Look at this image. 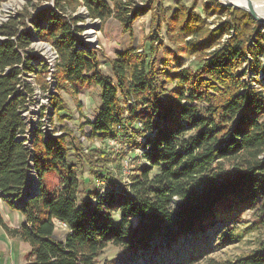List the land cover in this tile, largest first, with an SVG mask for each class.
I'll return each mask as SVG.
<instances>
[{"label": "trees", "instance_id": "1", "mask_svg": "<svg viewBox=\"0 0 264 264\" xmlns=\"http://www.w3.org/2000/svg\"><path fill=\"white\" fill-rule=\"evenodd\" d=\"M53 1L29 22L36 37L56 51L57 91L99 87L97 113L84 122L88 137L138 134L140 148L130 158L138 161L128 181L79 198L68 133H46L22 115L34 94L31 76L48 91L47 65L29 52L24 15L0 25V196L23 216L10 227L0 215V227L28 244L26 264H115L99 261L108 245L133 252L187 245L197 253L189 254L195 261L212 251L205 232L216 229V246H222L237 238L231 224L246 210L264 217V84L257 77L264 73V24L215 0L203 2L205 16L176 8L170 17L155 16V25L159 31L163 23L166 38L183 44L199 67L159 68L155 57L130 48L109 59L112 77L100 70L96 51L81 43L80 16L67 11L82 6L89 18L112 17L130 31L147 9L130 0ZM213 15L219 22L211 29L207 18ZM148 38L154 54L158 32ZM248 70L255 75L249 81ZM48 98L54 115L61 96L53 92ZM116 167L121 173L122 165ZM105 173L99 178L111 182L114 176ZM55 220L67 227L62 240L55 237ZM200 244L206 247L198 249ZM210 264H264V240L245 254Z\"/></svg>", "mask_w": 264, "mask_h": 264}, {"label": "rangeland", "instance_id": "2", "mask_svg": "<svg viewBox=\"0 0 264 264\" xmlns=\"http://www.w3.org/2000/svg\"><path fill=\"white\" fill-rule=\"evenodd\" d=\"M130 1L136 7H145L144 9H147L141 12L135 19L130 31H125V28L120 22L112 17L106 19L104 22L89 18L86 11L82 10L85 9L82 6L76 8L73 12L68 10L66 13V15L72 14L80 16L81 19L77 24L82 27L81 32H79L81 43L83 46L91 47L96 51L100 70L104 74L113 77L109 59L114 58L117 52L130 48H133L136 52L145 54L148 58L155 57L157 60L156 64L159 68L162 67L163 63H165L164 67L166 69L190 67L192 70H195L199 67V63L193 55L188 54L183 44H174L166 38V30L163 23L158 31V27L155 25V16L160 19L162 15L166 18L170 17L172 12L179 7L205 16L202 11V4L207 0ZM215 1L219 4L226 5L221 0ZM53 2V0H6L0 4V25L11 17L17 16L19 13L25 17V22L27 23L26 28L31 37L29 52L38 57V60L44 61L47 65L48 70L44 78L46 85H48V91H44L43 87L36 83L31 76L28 81L34 87V94L31 97L28 110H25L22 115L29 125L32 123H41L44 131L48 133H54L55 135L68 133L69 160L75 164L76 173L81 181V192L79 195V198H81L86 191L94 192L97 190H105L109 183L113 186L120 187V183L128 181L129 173L135 167L138 160L132 159L129 163H126V158H135L137 155L140 146L136 141H138L139 135L137 134L133 138L122 137L117 140L100 139L97 137L89 138L88 127L84 126V122L85 119L93 120L97 113L100 105V88L93 85L84 86L77 94L68 89L57 91L56 51L50 43L39 40L36 37L35 28L29 22L31 19L30 15H33L37 10L42 8L53 6ZM217 22L219 20L215 15L207 18L208 26L211 29L215 27ZM91 30L92 33H89ZM152 30H156L159 37L158 43L154 44V54L150 51V40L148 38ZM190 39L191 37L187 38V40ZM254 76L248 70L244 79L249 81ZM159 77L161 80L164 79L163 73L159 72ZM257 77L264 84V73L260 72ZM251 84L254 87H259V84L253 81H251ZM172 86L173 84H168L169 88ZM53 92L54 94H60L62 99L61 108L54 115H52V111L48 110V97ZM46 105V110H43L42 106ZM41 109L45 111V114H40ZM127 127L130 126L128 125ZM92 150H97V152ZM122 154L123 156H121ZM118 163L123 168L121 173L116 167ZM105 171L112 173L114 176L111 182L107 183L104 178H99L103 174L104 177L107 175ZM156 171L157 169L154 168L153 172ZM0 208V215L1 211L6 209L4 214L7 220L1 217L10 227L18 226L23 221V216L19 212L16 211L17 213H13V210L11 208L7 209L5 204H1ZM231 225L234 227L232 233L237 238L225 245L216 246L219 241L217 234L214 232L216 229L205 232L203 236L208 239L212 251L198 259L196 258L195 261L190 260V255L195 258L197 253H195L193 247H187V245L185 247L175 246L171 250L159 247L155 251H153L152 247L149 251L145 252L125 251L119 247L108 245L101 252L99 261L103 263L106 260L114 259L115 264H210L211 260L223 261L245 254L258 247L259 243L264 240V217L259 219L257 210H246L241 221L232 223ZM66 232L67 227L60 221L55 220L56 239L62 240ZM198 247V249H204L206 246L200 244ZM9 248L13 250L17 258V264H19L21 251H23V260H26V254L29 251L28 244L22 242L17 237L9 236L0 227V264H5V254Z\"/></svg>", "mask_w": 264, "mask_h": 264}, {"label": "bare ground", "instance_id": "3", "mask_svg": "<svg viewBox=\"0 0 264 264\" xmlns=\"http://www.w3.org/2000/svg\"><path fill=\"white\" fill-rule=\"evenodd\" d=\"M224 4L239 5L247 8L248 0H221ZM252 2V8L258 13H264V0H250ZM9 8V7H8ZM5 10V9H4ZM1 15V14H0ZM3 18V17H2ZM1 18V19H2ZM92 33V30L89 32Z\"/></svg>", "mask_w": 264, "mask_h": 264}, {"label": "water", "instance_id": "4", "mask_svg": "<svg viewBox=\"0 0 264 264\" xmlns=\"http://www.w3.org/2000/svg\"><path fill=\"white\" fill-rule=\"evenodd\" d=\"M226 5H229V6H232V7H236V8H240V9H243L245 11H247L250 16L255 20L257 21L258 23L260 24H264V13H258L256 12L253 8H252V2L250 0H248V5H247V8H244L242 6H239V5H233V4H226ZM30 184V182L28 183ZM34 192V191H33ZM33 192L31 194H33ZM30 194V195H31Z\"/></svg>", "mask_w": 264, "mask_h": 264}, {"label": "clouds", "instance_id": "5", "mask_svg": "<svg viewBox=\"0 0 264 264\" xmlns=\"http://www.w3.org/2000/svg\"><path fill=\"white\" fill-rule=\"evenodd\" d=\"M82 10L86 11V9ZM5 264H17V258L15 257V254L11 248L6 250ZM19 264H26V262L23 260V251L20 253Z\"/></svg>", "mask_w": 264, "mask_h": 264}, {"label": "crops", "instance_id": "6", "mask_svg": "<svg viewBox=\"0 0 264 264\" xmlns=\"http://www.w3.org/2000/svg\"><path fill=\"white\" fill-rule=\"evenodd\" d=\"M1 204H5V206H6V208L8 209V208H11L4 200H3V198L0 196V205ZM1 209V208H0ZM11 210H13V213L15 212V213H17L18 211L17 210H15V209H13V208H11ZM4 211H6V209L4 210ZM4 211H1V216L2 217H4L3 219L4 220H7V218H6V215L4 214ZM17 211V212H16ZM7 212H8V210H7ZM9 225V224H8ZM14 227H17V226H14ZM5 232V231H4ZM23 242V241H22ZM25 243V242H24ZM27 244V243H26Z\"/></svg>", "mask_w": 264, "mask_h": 264}, {"label": "built area", "instance_id": "7", "mask_svg": "<svg viewBox=\"0 0 264 264\" xmlns=\"http://www.w3.org/2000/svg\"><path fill=\"white\" fill-rule=\"evenodd\" d=\"M26 120V119H25ZM43 128V130H44V127H42ZM118 129L120 128V126H118L117 127ZM46 132V131H45ZM46 133H48V132H46ZM27 134H28V132H27ZM55 135V134H54ZM131 160H130V158L129 157H127L126 158V163H129ZM30 178H32L33 179V177H34V174L32 173V172H30ZM35 187V183H33L32 182V185H31V189H30V191L33 189ZM64 225V224H63Z\"/></svg>", "mask_w": 264, "mask_h": 264}]
</instances>
